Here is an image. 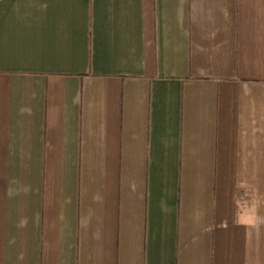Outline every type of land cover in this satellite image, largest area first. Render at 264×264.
<instances>
[{"label":"crops","instance_id":"crops-1","mask_svg":"<svg viewBox=\"0 0 264 264\" xmlns=\"http://www.w3.org/2000/svg\"><path fill=\"white\" fill-rule=\"evenodd\" d=\"M0 264H264V0H0Z\"/></svg>","mask_w":264,"mask_h":264}]
</instances>
